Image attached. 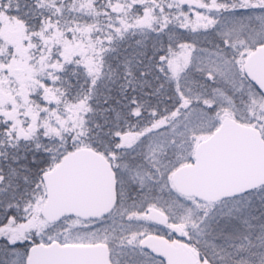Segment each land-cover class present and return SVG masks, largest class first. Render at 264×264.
<instances>
[{
  "label": "snow or ice",
  "instance_id": "obj_1",
  "mask_svg": "<svg viewBox=\"0 0 264 264\" xmlns=\"http://www.w3.org/2000/svg\"><path fill=\"white\" fill-rule=\"evenodd\" d=\"M0 264H264V0H0Z\"/></svg>",
  "mask_w": 264,
  "mask_h": 264
}]
</instances>
